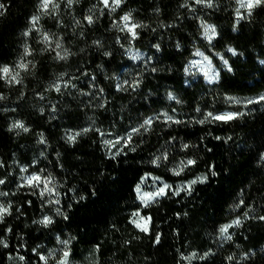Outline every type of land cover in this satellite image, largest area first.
<instances>
[{"label": "trees", "instance_id": "obj_1", "mask_svg": "<svg viewBox=\"0 0 264 264\" xmlns=\"http://www.w3.org/2000/svg\"><path fill=\"white\" fill-rule=\"evenodd\" d=\"M0 3V67L20 71L21 80L0 79V180L10 206L0 220L8 245L0 244V264H44L40 256L62 249L61 241H69L77 262L93 252L94 264H264V101L247 103L264 95V5L250 16L241 9L237 22L236 0H212V7L123 0L115 11L101 0H55L59 8L47 13L40 0ZM128 13L142 25L136 38L121 30ZM203 24L216 28L211 41ZM57 40L67 59L55 58ZM197 52L215 80L193 67ZM21 59L31 61L27 71L16 69ZM209 112L244 114L200 123ZM153 116L160 118L148 131L133 135L135 151L111 159L104 141ZM17 121L29 131L10 130ZM69 132L81 135L69 143ZM165 155L159 166L152 163ZM189 159L195 164L175 175ZM31 175L51 177L52 193L43 183L28 185ZM145 175L172 184L208 179L191 194L169 193L142 207L136 187ZM139 209L151 218L148 232L132 224ZM46 216L53 221L47 226L39 223ZM237 218L242 223L228 230L231 239L222 237L220 227Z\"/></svg>", "mask_w": 264, "mask_h": 264}, {"label": "snow or ice", "instance_id": "obj_2", "mask_svg": "<svg viewBox=\"0 0 264 264\" xmlns=\"http://www.w3.org/2000/svg\"><path fill=\"white\" fill-rule=\"evenodd\" d=\"M68 5L71 6L72 3H74V0H67ZM101 2L103 3L105 8H110L111 11H115V9L117 7H119L122 3L123 0H101ZM196 3L198 4H204L207 7H212V0H196ZM236 3L238 4V7L236 9V15H237V22H239L240 19L244 18V15L241 13V9L245 10V12L247 13L248 16H250L252 14V10L260 7L261 5H264V0H236ZM55 10L59 8V4L55 3V0H40V10L42 12H49V8ZM0 9H5V5L0 3ZM4 14L3 11H0V16H2ZM85 19L88 21L89 24H91L93 22L92 17L91 16H87L85 17ZM39 20V16H33L31 18V23L33 24V27H35L36 23ZM121 21L123 22V28L121 29L123 30H127L133 38H136V29L138 27H141L142 25H139L137 23L132 22V17H131V13L125 14L123 17H121ZM204 28V35L205 37L211 41L216 35V28L214 25H208V24H203L202 25ZM31 29H29L28 31L24 32L23 35L24 36H28L30 33ZM44 41L46 43H51L50 38L48 37L47 34L44 35ZM179 47V45H177ZM157 48H159V46H156ZM55 49H59L60 51H56V57L57 59L60 60H64L67 59L69 52L67 49L63 48V45L61 44V42L59 40L56 41L55 43ZM229 51L233 53V55L236 54L234 49L229 48ZM32 53L29 50V47L27 45H25L24 47V56H30ZM197 55H201V53L197 52ZM107 55V53H106ZM136 58V57H134ZM205 60H207L208 58L205 57ZM31 63V61H27L25 62L23 59H21V61L16 65V69L19 70H23V71H27L29 64ZM210 63V61H209ZM224 64L227 65V61H224ZM34 67V65H33ZM229 70H231L229 68ZM205 75L208 77L209 81H213L216 79L217 74H212L209 75L208 73H205ZM0 79H7L9 81V83H21L20 80V71H16L13 68H10L9 66H2L0 67ZM124 83H127V81H125ZM53 88H55V90L57 92L60 91V84L59 82L54 83L53 85H51ZM138 86V85H137ZM65 87H67V84H65ZM121 87V86H118ZM101 91H103L101 89ZM3 97H0V99H2ZM169 99H175V97L169 93ZM229 99H233V101L235 103H240L239 100H235L234 98H229ZM264 101V95H261L258 99H253V100H248L247 103L251 104V103H258ZM41 111H43V109H41ZM53 111H55V109H53ZM244 113H235V112H226L223 114H213L211 112L207 113L206 117L204 120L199 121L200 123H204L205 121L209 120V118L211 120L214 121H219V122H228L234 119H237L238 116L243 115ZM161 115L164 116L166 121H171L173 123H181V121L179 120H175L172 116L168 115L167 113H162ZM159 116H153V117H148L146 119H144V121L137 127L132 128L127 134L126 136H122V137H118L115 140H105L104 144L109 148V156L111 159H115L117 156L121 155V154H125L124 149L128 148L130 151H135L134 147H130L132 144V138L134 134H140L141 129H143L144 131H148L151 128V125L153 124L154 120L159 119ZM22 129L24 132L29 131V129L27 127H25L23 122L17 121L15 123L12 124L11 129ZM83 132H87L89 131L88 128H85L82 130ZM97 131L99 132V129H97ZM81 135V132H69L66 134L67 136V140L69 143H74L76 141V138ZM100 135L103 136L104 133L100 132ZM219 139V138H218ZM41 142L43 143V139L41 140ZM116 145H120V147L115 151L112 152L111 149L116 148ZM185 147H187V145H185ZM166 155L161 157V156H157L152 163L156 164L157 166H159V161L161 159H166ZM262 159H264V156H262ZM195 161L192 159L187 160L186 162H181V166L179 170H174V174L175 175H179L181 171H183V169L185 167H188L190 165H194ZM216 173L213 172L212 175H215ZM155 179H159L158 177ZM208 179L207 176H202V177H198L192 181H190L187 185H181L179 186V188L175 191H173L174 195H179L181 191H186L189 194H191V190H192V186L199 183H204L206 182ZM26 183L30 186H39L41 183H43L44 188L43 191L47 192L49 194L52 193V188H50L48 185L51 184L52 178L49 177L47 180L42 181L41 177L39 175H31L25 178ZM4 181L0 180V184H3ZM171 190V186L167 183H164L162 187H159L155 192L152 193H142L140 186L137 185L136 187V192L138 194V198L142 201V203L144 204L145 207H147L151 202L155 201L157 197L160 196H165L167 195V191ZM43 194V193H42ZM0 195H4V193H0ZM81 199H83V197H81ZM57 203L59 202L58 200L56 201ZM240 204H243V201H240ZM10 207V206H9ZM9 211L8 208L4 207V205L0 204V220L3 219V216L5 214H7ZM57 211L59 212V209H57ZM134 217H136V219L132 220V223L134 224V226L136 228H138L139 230L143 231V232H147L148 229V224L150 223L151 218L150 217H141L139 215V212L134 213L133 214ZM245 218H247L248 213L245 212L244 213ZM65 219H67L68 217L65 215L64 217ZM260 220H264V216H260L259 217ZM53 221L50 217H44L42 220L39 221V223L47 226L49 224H51ZM242 223L240 218H237L235 220L232 221L231 224H226L220 227L219 232L220 235L222 237H224L225 239H231V236L228 235V230L230 228H232L233 226H240ZM160 242V237L159 235H157L156 237V243ZM61 243L65 246V248H67L69 241H61ZM0 244H3L4 247H7L8 245L3 241L0 240ZM70 255V251L69 250H65L62 252V258L58 261V264H68V257ZM21 260L24 259V257H20ZM40 259L42 261H45V264H47V257L45 256H40Z\"/></svg>", "mask_w": 264, "mask_h": 264}, {"label": "rangeland", "instance_id": "obj_3", "mask_svg": "<svg viewBox=\"0 0 264 264\" xmlns=\"http://www.w3.org/2000/svg\"><path fill=\"white\" fill-rule=\"evenodd\" d=\"M204 58L205 57L201 54L199 56V58L196 60V62H195L193 67L195 69L197 68V70H199L204 75L205 79H207L209 81V79L205 75V73H208L209 75H212L213 72H212L211 68L208 66L207 60H205ZM157 177L159 178L158 180L155 179ZM189 182L190 181L184 182V183L172 184L170 182L168 183L167 181H165L163 178H161L159 176H156V175H145L140 180L138 185L140 186V189H141L142 193H152V192H155L159 187H162L164 183H167V184H169L171 186V190L167 191V195H168L169 193H173V191L177 190L179 188V186L187 185ZM193 187H194V185L192 186V188ZM184 192H186V191H181L180 193H184ZM0 193H4L3 191H1V184H0ZM162 197H164V196L157 197L156 200H158V199H160ZM5 198H6L5 197V193H4V195H0V204L4 205V207L9 209V206H7V204H6ZM137 199H138V202L141 203L142 207H145L144 204L142 203V201L138 198V194H137ZM152 204H154V201L151 202L149 205H152ZM137 212H139V215L141 217H145V218L148 217L147 215L143 214L141 209H139L138 211H135L134 213H137ZM133 214H132V217H131L132 220L136 219V217H134ZM150 226H151V220H150V223L148 224V229H150ZM62 246H63L62 249H60L59 251L51 250L50 256H49V258H47V264H58V261L62 258V252L65 251V250H69L70 251V255L68 257V264H94L95 263L96 258L94 256L93 252H89L88 254H86L84 259H83V261L77 262V261H75L72 258V251L69 249V246H67V248H65L64 245H62ZM195 258H196V255L192 254V255L187 256L185 260H186L187 263H190V261L194 260ZM14 259H16V258H14ZM44 264H45V261H44Z\"/></svg>", "mask_w": 264, "mask_h": 264}]
</instances>
